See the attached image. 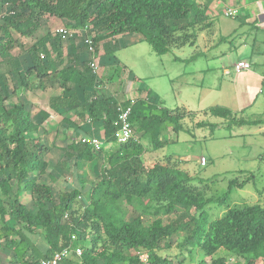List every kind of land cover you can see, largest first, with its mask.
I'll list each match as a JSON object with an SVG mask.
<instances>
[{"label":"trees","instance_id":"trees-1","mask_svg":"<svg viewBox=\"0 0 264 264\" xmlns=\"http://www.w3.org/2000/svg\"><path fill=\"white\" fill-rule=\"evenodd\" d=\"M48 16L58 17L70 27L97 26L104 35L93 37L96 51H100L98 44L104 40L108 54L112 52L111 42L127 33H141L154 52L165 54L173 47L194 44L191 28L209 26L203 7L193 0H0V55L11 64L7 69L14 73L18 87L35 89L30 82L32 76L40 84L55 77H61L64 85L73 82L80 87L81 99L69 94L68 87L50 98L51 107L59 110L67 102L71 108L82 106L93 119L103 120L104 129L100 149L73 140L65 149L64 159L55 166L62 169L72 159L76 164L92 161L102 153L98 182L90 188L83 183L70 190L62 189L56 199L52 185L40 181L49 167V147L40 135L49 114L44 110L33 114L27 95L7 103L8 84L4 82L0 89V240L5 236V245H13L10 236L18 233L7 224L9 215L29 230H45L49 256L68 245L83 249L82 255L73 254L75 257L65 259L64 264H181L184 256L176 263L159 253L170 247L171 238L181 232L179 246L188 252L191 246L199 245L205 253L204 264H264V203L228 206L217 218H211L208 210L211 204H226L233 188L243 187L254 175L241 182L231 179L224 195L208 196L201 186L203 181L196 183L197 177L181 168L173 157L151 163L144 160L147 147L143 139L152 142L154 149L162 146L159 135L164 124L173 123L177 130L178 120L191 116V111L185 107L158 108L146 98L122 101L132 105L134 134L130 140L120 142L114 124L118 101L112 96L88 94L96 84L97 74L89 61L82 64L81 71L76 68L74 44L68 65L60 69L64 62L61 36L56 33L50 49L49 41L40 39L30 48L32 64L21 69L10 55L18 43L14 34L33 35ZM42 51L47 54L43 61ZM180 110L183 112L176 113ZM210 113L225 118L228 126L264 122L238 117L225 107L212 108ZM204 123L199 121L197 125ZM49 176L53 183L60 178L51 173ZM23 191L32 195L34 209L21 200ZM87 191L89 195L83 199ZM263 192L264 188L260 189ZM178 211L185 212V217L167 223L161 217ZM66 212L70 214L67 221ZM145 217L153 219L146 223ZM73 234L77 236L75 240ZM20 238L24 239L21 234ZM142 253L148 254L147 260L142 259Z\"/></svg>","mask_w":264,"mask_h":264},{"label":"rangeland","instance_id":"rangeland-1","mask_svg":"<svg viewBox=\"0 0 264 264\" xmlns=\"http://www.w3.org/2000/svg\"><path fill=\"white\" fill-rule=\"evenodd\" d=\"M239 20L223 15L218 18L219 25L214 30H210L212 25L202 29L193 27L191 32L195 34L194 44L173 47L165 54L160 55L154 52L146 40L137 44L118 41L119 43H114L112 46L110 54V58L115 61L111 78L122 79V81L132 80L131 87L134 89L135 97L145 95L146 100L156 104L158 108L178 110V108L185 107L192 112L191 116H185L178 120L179 128L177 130L174 129L175 124L173 123L166 122L164 124V130L159 135L160 140L164 142L162 146L154 149L152 142L143 139V143L147 147V152L143 156L145 161L151 163L165 157H173V160L178 162L181 168L197 177L196 183L203 181L201 186L205 188L208 196L224 195L229 189L231 179L241 182L247 176L254 175V178L247 181L243 187L235 186L233 188L226 204L223 206L211 204L208 207L211 218L221 216L228 206L264 203V194L260 193V189H263L264 186V127L261 128L264 122L258 125L228 126L225 118L210 113V110L215 107L235 106L237 96L240 99L243 98L244 88L248 85L250 93L248 92L245 100L256 102V104L254 107L234 114L250 120L264 121V103H262L264 102V79L259 78L256 81V78L253 77L243 81L240 77L239 80L242 82L238 85L236 76L240 73H236L232 69V65L236 63L241 52L248 48L245 47L246 43L241 42L240 35L242 31L249 29L247 25L244 24L237 31L229 34L234 29L233 24L239 25ZM89 26L88 33H86L84 28L70 27L64 24L60 18L48 16L41 20V26L33 35L14 34L18 43L11 49L10 55L15 58V62H18L21 69H25L33 62L30 48L36 46L40 39H47L49 41H46L47 49H50L51 40L54 39L61 27L74 31L73 37L63 36L59 33L62 40H75L77 37L80 39L86 35L92 38L104 35V32L97 26L93 24ZM104 44V40L98 44L101 53H105L103 51ZM46 55V52H40V60H46ZM193 55H195L194 58H191ZM11 57L9 59H12ZM10 65L0 55V89L5 83L8 84L7 103L11 100H20L27 95L30 103H33L34 113L39 108V102L41 105L46 102L52 92L50 88H52L54 80H47L50 90L42 92L37 88L36 76H32L30 82L35 89L25 90L21 86L18 87L14 73L8 71L7 67ZM253 66V71L261 72L260 64ZM226 68L231 69L230 74L224 73ZM250 94L251 99L249 98ZM182 112L183 110L176 111V113ZM199 121L205 123L197 125ZM213 124L216 125L213 127ZM49 128L46 135L43 132L48 143L55 134L56 126L49 125ZM97 137L104 142L101 138L102 133H97ZM202 156L208 159L206 165H202L200 162ZM47 157L53 160L55 158L53 155ZM102 162L103 154L100 153L97 154L94 161L85 163L80 171L74 170L85 182L94 185L100 179L99 169ZM75 166L73 164L74 168ZM65 174L56 183L51 181L49 174L42 177L44 181L52 185L56 199L60 190L65 189L69 183L73 184L76 180L72 171H67ZM185 215V212L178 211L170 214L163 213L161 217L167 223L181 216L185 217ZM152 219L145 217V222L150 223ZM182 235L183 232L173 236L170 247L159 253L176 263L184 256L185 260L181 264H204L202 261L205 253L199 245L191 246L188 252L179 246L178 242ZM23 246L24 244L21 245V247Z\"/></svg>","mask_w":264,"mask_h":264},{"label":"crops","instance_id":"crops-1","mask_svg":"<svg viewBox=\"0 0 264 264\" xmlns=\"http://www.w3.org/2000/svg\"><path fill=\"white\" fill-rule=\"evenodd\" d=\"M193 1L200 4L203 7V10L206 12V15L208 16L207 21L209 23L208 27L212 25L210 30H214L219 25V23H217V20L220 16L223 15L225 17H230L233 19H240L238 21L239 25H236V23L233 24L234 29L229 34L234 33L238 30L239 27L244 26V24L249 27V29L242 31L240 34L241 42L246 43L245 47L248 48L241 52L236 62L240 59H245L249 60L252 66L249 70L236 72L234 69L235 63L232 65V69H234L233 71H235L236 73H240L238 76H236V84L239 85V83L242 82L239 80L240 77H242L243 81L245 79L253 77L256 78V81L259 78L264 79V0H220V2H214L212 0ZM228 7L237 9L238 15L226 16L225 9ZM84 37H81L80 39L77 37L76 39L74 38L75 40L69 41L63 40L64 44L62 49L64 52V62L60 65V69L68 65V62L70 61V59L68 58V54L72 53V44H74L77 54V56H75L77 58V61L75 63L77 69H80L85 61H89L90 64L91 59H93L95 56L99 62L100 71L97 74V80L94 88L88 89L87 91L89 95L94 94L93 96L99 97L102 95L112 96L118 102L126 101L129 99L132 100L138 98H146L145 95H139L137 97L134 96V89L131 87L132 80L127 79L126 81H122V79L114 80L113 78H111L113 72L112 67L115 64V61L110 58L111 55L107 52L101 53L97 50V53L94 56L93 54L89 53L84 42ZM144 40V36L141 33H127L113 40L111 44L114 45V43H119L118 41H124L128 44H137L143 42ZM53 55H55V53ZM194 56L195 55L191 56V58H194ZM70 58L72 59L73 56ZM257 64L261 65L260 67H262L263 71H253V65ZM107 72H109V74H107ZM224 73L230 74L231 69L226 68ZM53 80L54 83L52 85V88H50L52 89V92L46 99V102L42 105L39 102V108L33 113L37 114L38 112H40V110H44L49 114L46 120L43 122L42 128L40 130V135L43 142L46 143L49 147V151L46 153V158L49 161V167L47 173L40 177V181L46 183V181H44L42 177L50 173L55 174L56 177H64L66 175L65 172L72 171L73 176L74 178H76V180H74L73 184L69 183L66 186L67 190L72 189L74 186L82 185L83 183L90 188L92 185L85 182L84 179L80 177V174L77 171H80L81 168L85 166V163L91 161H85L82 163L77 162L76 164L75 160L72 159L68 160L66 166L62 167V169H57L55 166L59 160L64 159V155L66 153L65 149L73 140H79L83 136L97 137V133H102L101 138H103L104 140V129L102 122L103 120L93 119L90 116L89 112L84 110L82 106H75L74 108H71L68 102L63 103L62 108H60L59 110L52 108L50 105V98L59 96L60 94L64 93V91H66V88L68 87H70L68 93L74 94L73 97L78 99H81L82 97L80 87L73 82H68L67 85H64L61 77H55L53 78ZM104 80L108 81L106 82ZM43 81L44 82H42V84L38 83L37 88L42 92H47L48 90H50L47 86L48 81L47 79H44ZM244 89L245 93H243V98H241L244 99L243 101L239 96H237V103L235 106H223L229 108L234 113H238L240 111H243L244 109H249V107H254L256 102L252 103V101H249V103L245 100L247 99L246 97L248 95V92L250 93V86L247 85ZM249 98L251 99V94ZM31 105L33 106L32 102ZM49 125H55L56 131L55 134L51 137V141H49L48 143V140H46L43 136V132L44 135L48 133V131L50 130ZM263 127L264 125L261 126V128ZM48 155H53V157H55L54 160L49 159L47 157ZM73 164L76 165L75 168L73 167ZM74 169L77 171H75ZM26 193H28L27 196H29L30 198L26 196ZM263 194L264 192L262 193V195ZM87 197L88 191L84 194L83 199H87ZM21 200L26 205H28L29 208L34 209V205L32 204V195L29 192L23 191L21 193ZM6 222L11 228H15L18 233L10 236V238H12L14 241L13 245H5V236L0 240V264H35L33 263L34 261H37L36 264H39L42 259L47 258L51 254L50 245L48 240L46 239L45 230L43 228L29 230L24 226L23 223L16 222L9 215L6 217ZM2 226L3 222L0 217V231L2 229ZM20 234L24 239L20 238ZM22 244H24L23 247H21ZM73 256L74 255H72V258Z\"/></svg>","mask_w":264,"mask_h":264},{"label":"built area","instance_id":"built-area-1","mask_svg":"<svg viewBox=\"0 0 264 264\" xmlns=\"http://www.w3.org/2000/svg\"><path fill=\"white\" fill-rule=\"evenodd\" d=\"M214 2H220V0H212ZM226 16H237L238 10L232 7H228L225 9ZM90 26H86L83 30L87 32L89 30ZM58 33H60L63 36L67 37H73L74 31L69 28H59ZM84 42L87 46L88 52L96 55V46L94 44L93 38L90 36L84 37ZM42 57H44L42 55ZM90 66L93 69V71L98 74L99 72V63L97 62L96 56L91 59ZM251 62L249 60L240 59L234 64V69L236 72H241L243 70H249L251 69ZM132 105H125L123 102H118L117 104V117L114 120V124L116 126V138L120 142H126L130 140L133 137V127L131 122V114H132ZM79 141L83 143H88L94 146V149H100L103 145V141L99 139L96 136H83L79 139ZM200 162L202 165H206L208 163V159L204 156L200 158ZM82 196H80V199ZM70 214L69 212H66L64 214V220H69ZM77 238L76 234L72 235V239L75 240ZM83 253V249L81 247H73V246H65L59 250H56L51 256L44 258L40 261V264H64L65 259L71 257L73 254L80 256ZM142 259L147 260L148 254L142 253L141 254Z\"/></svg>","mask_w":264,"mask_h":264}]
</instances>
